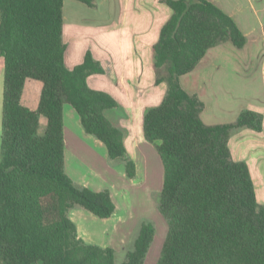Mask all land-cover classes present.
Wrapping results in <instances>:
<instances>
[{
	"label": "trees",
	"instance_id": "1",
	"mask_svg": "<svg viewBox=\"0 0 264 264\" xmlns=\"http://www.w3.org/2000/svg\"><path fill=\"white\" fill-rule=\"evenodd\" d=\"M65 0H0L4 90L0 158V264H117L112 246L88 244L70 216L80 206L101 219L114 215L111 191L77 184L65 169L64 106L78 113L87 134L101 140L110 164L136 176L125 134L106 114L118 106L88 77L104 67L90 50L68 68L63 37ZM96 8V0H78ZM172 14L153 46L162 102L147 109L143 131L164 164L155 194L168 231L157 264H264V204L248 163L233 158L229 141L241 128L263 130L264 115L243 109L228 123L207 124L205 102L181 77L224 42L243 48L247 36L210 0H163ZM28 78L43 82L37 109L23 104ZM48 124L40 133V118ZM156 223L143 219L122 264H145Z\"/></svg>",
	"mask_w": 264,
	"mask_h": 264
},
{
	"label": "crops",
	"instance_id": "2",
	"mask_svg": "<svg viewBox=\"0 0 264 264\" xmlns=\"http://www.w3.org/2000/svg\"><path fill=\"white\" fill-rule=\"evenodd\" d=\"M96 1V8L78 0L64 1L65 63L74 68L90 50L103 65L104 72L90 75L88 83L117 100L118 106L107 109L106 114L123 130L137 172L130 178L122 163L110 164L105 144L86 133L70 104L64 106L65 169L77 184L95 191L109 189L113 194L117 209L112 217L101 219L80 206L72 208L70 216L86 243L112 246L118 252L110 238L124 227V216L140 214L152 206L156 209L155 194L163 187L164 164L155 146L145 138L143 122L147 109L160 104L167 91L166 82L156 83L153 46L173 11L163 0ZM210 1L232 16L247 36V43L241 49L231 42L210 48L196 68L181 77V83L205 102L201 116L207 124L232 122L246 108L264 115V0ZM42 88L41 80L28 78L23 104L37 109ZM47 124V117L42 115L40 133ZM236 133L230 145L234 142L236 158L248 163L257 199L264 204V123L262 131L241 128ZM230 149L233 152L232 146ZM129 204L133 209L127 213ZM143 219L153 220L142 217L138 221L125 254L133 248ZM121 243L124 247L128 244L125 240ZM150 253L151 248L145 264Z\"/></svg>",
	"mask_w": 264,
	"mask_h": 264
},
{
	"label": "rangeland",
	"instance_id": "3",
	"mask_svg": "<svg viewBox=\"0 0 264 264\" xmlns=\"http://www.w3.org/2000/svg\"><path fill=\"white\" fill-rule=\"evenodd\" d=\"M3 90H4V67H3V63H2V57L0 56V158H1V132H2V110H3ZM248 109V108H246ZM236 131L232 134V140H234V138L236 137ZM229 146L233 147V158L235 160H238L237 157V152H236V148L234 145V142L232 143L231 141V145L229 142ZM232 150V149H231ZM131 202L134 203L135 201L132 200V198H130ZM125 205V204H124ZM152 205V204H151ZM130 207H128L127 209V213H130V211H132L133 209V205L131 206V204H129ZM157 204H156V209L152 206V208L150 209H146L145 212H140L139 213H134L133 216H130L128 214H126V216H124L123 220H125L124 223V227H122V230L120 232L117 233V235H114L110 238V242H112V244H115L118 252L116 254V263L117 264H122L125 261L126 258V249H128L129 247H131L132 244V236L134 234V231L136 230V227L138 225V221L142 218V217H146V218H152L155 223H156V236H155V240L153 241L154 243L151 246V253H150V257L147 261L146 264H157L160 256H161V251H162V247L164 245L165 239H166V235H167V231H168V225H167V221L166 219L163 217V215L159 212H157ZM122 240H125L126 242H128V244L126 245V247H124V245L122 246ZM122 249V250H121ZM121 250V251H120Z\"/></svg>",
	"mask_w": 264,
	"mask_h": 264
}]
</instances>
